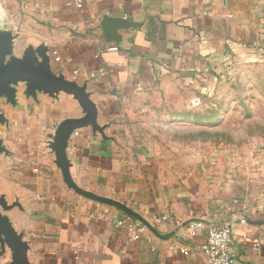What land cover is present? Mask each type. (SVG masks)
I'll return each instance as SVG.
<instances>
[{"label":"crops","instance_id":"0c3cea01","mask_svg":"<svg viewBox=\"0 0 264 264\" xmlns=\"http://www.w3.org/2000/svg\"><path fill=\"white\" fill-rule=\"evenodd\" d=\"M0 30L16 34L22 54L46 47L52 71L85 87L98 108V128L67 138L73 182L146 221L67 184L55 132L86 112L71 93L31 92L23 83L0 106V197L10 206L0 210L26 242L30 264H209L200 248L205 228L189 235L195 219L230 221L236 264H264V187L222 171H171L129 122L135 100L161 81L227 80L264 55V0H83L81 7L0 0ZM0 264H13L1 241Z\"/></svg>","mask_w":264,"mask_h":264},{"label":"rangeland","instance_id":"374dc122","mask_svg":"<svg viewBox=\"0 0 264 264\" xmlns=\"http://www.w3.org/2000/svg\"><path fill=\"white\" fill-rule=\"evenodd\" d=\"M21 56L13 45L5 60ZM133 105L131 130L165 168L222 171L264 187V55L227 80L168 78Z\"/></svg>","mask_w":264,"mask_h":264},{"label":"water","instance_id":"95a60500","mask_svg":"<svg viewBox=\"0 0 264 264\" xmlns=\"http://www.w3.org/2000/svg\"><path fill=\"white\" fill-rule=\"evenodd\" d=\"M105 19L110 20V22L113 21L114 24H122L119 19L111 20L109 17H105ZM123 24L125 25L127 23L123 22ZM16 37V34L12 30H0V93L5 94L8 100L13 101L15 86H12L11 83L25 81L28 91L31 92L40 90L53 94L57 91L63 90L73 94L84 108L86 115L81 118H67L63 120L55 132L53 142V148L55 149L57 156V163L61 167L65 181L70 187L74 188L84 196L110 203L124 211L128 216L137 218L146 223L142 215L130 206L85 191L73 182L69 172V162L65 153L67 138L76 128L86 125H92L94 128H98V108L90 98L85 87L79 85L74 80L67 79L52 71L50 57L47 53L46 47H40L37 49L29 47L23 51L21 57H12L11 60L6 61V56L11 54ZM5 120L4 115L0 113V122H4ZM0 150H3L1 143ZM0 205L4 209L10 207L3 197H0ZM0 241L3 246L7 245L13 251V264H30L27 256L28 246L26 242L22 239V236L16 231L8 217L3 214L1 210Z\"/></svg>","mask_w":264,"mask_h":264},{"label":"built area","instance_id":"2783aa9c","mask_svg":"<svg viewBox=\"0 0 264 264\" xmlns=\"http://www.w3.org/2000/svg\"><path fill=\"white\" fill-rule=\"evenodd\" d=\"M77 7H81L83 0H75ZM160 222L161 219H156ZM242 222H246V218H242ZM121 225L125 220L119 222ZM129 228H133L134 224L127 223ZM189 235L196 236L201 228H205L206 237L203 243L200 244L201 250L208 258L209 264H236L237 250L233 244L232 224L226 221L222 224L215 222H205L201 219H195L189 222ZM141 230H145L142 226ZM183 252L186 249L182 250Z\"/></svg>","mask_w":264,"mask_h":264}]
</instances>
